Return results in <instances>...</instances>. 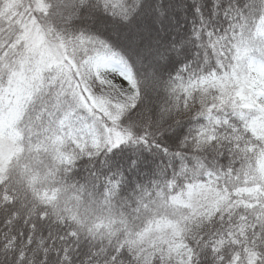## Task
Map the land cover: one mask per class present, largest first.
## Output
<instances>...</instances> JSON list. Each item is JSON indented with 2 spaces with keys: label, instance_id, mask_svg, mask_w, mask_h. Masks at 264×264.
I'll return each mask as SVG.
<instances>
[{
  "label": "snow or ice",
  "instance_id": "1",
  "mask_svg": "<svg viewBox=\"0 0 264 264\" xmlns=\"http://www.w3.org/2000/svg\"><path fill=\"white\" fill-rule=\"evenodd\" d=\"M0 264H264V0H0Z\"/></svg>",
  "mask_w": 264,
  "mask_h": 264
}]
</instances>
